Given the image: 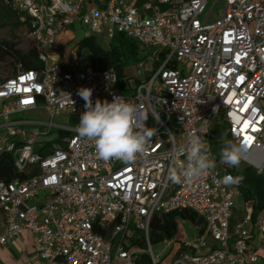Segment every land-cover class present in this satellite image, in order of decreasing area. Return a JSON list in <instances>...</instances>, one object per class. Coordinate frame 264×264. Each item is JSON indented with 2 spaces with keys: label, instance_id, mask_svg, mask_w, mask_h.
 <instances>
[{
  "label": "built area",
  "instance_id": "2783aa9c",
  "mask_svg": "<svg viewBox=\"0 0 264 264\" xmlns=\"http://www.w3.org/2000/svg\"><path fill=\"white\" fill-rule=\"evenodd\" d=\"M209 2L7 0L29 20L28 37L44 66L0 81V158L11 156L16 173L8 180L0 171V248L27 232L36 238L34 255L42 264H138L139 255L161 264L150 238L153 219L191 211L202 220L195 225L198 236L180 241L170 264L260 262L264 217L254 220L248 202L237 219L241 185L224 179L235 176V168L217 160L192 184H174L167 175L173 158L186 159L180 149L193 134L215 156L217 122L225 124L229 140L249 146L245 166L264 173V0ZM75 25L108 42L123 33L146 58L127 68L121 85L115 68H68L52 51ZM159 53L164 60L156 69ZM81 88L92 89L93 103L121 96L136 104L138 124L156 130L145 154L131 163L104 161L76 127L55 123L67 115L78 125L86 104ZM38 110L49 121L12 119ZM43 128L44 136L53 129L66 136L39 142Z\"/></svg>",
  "mask_w": 264,
  "mask_h": 264
},
{
  "label": "clouds",
  "instance_id": "9594fccd",
  "mask_svg": "<svg viewBox=\"0 0 264 264\" xmlns=\"http://www.w3.org/2000/svg\"><path fill=\"white\" fill-rule=\"evenodd\" d=\"M78 94L86 101L85 111L79 117L76 132L82 139L91 141L96 156L104 161L120 160L124 163L135 161L149 147L156 130L139 125L136 117L137 106L124 97L91 100L92 89L81 88ZM171 142V141H170ZM249 146L223 140L219 151V164L239 168ZM186 157L181 161L173 158L168 165V179L174 184H192L206 172L217 167V159L211 155L209 146L199 135L189 137L186 146L180 149ZM225 183L239 184L242 176H226Z\"/></svg>",
  "mask_w": 264,
  "mask_h": 264
},
{
  "label": "trees",
  "instance_id": "16d2710c",
  "mask_svg": "<svg viewBox=\"0 0 264 264\" xmlns=\"http://www.w3.org/2000/svg\"><path fill=\"white\" fill-rule=\"evenodd\" d=\"M4 9L15 17L20 26L28 30L29 20H22L23 15L14 11L7 3V0H1ZM166 9V8H164ZM22 20V22H21ZM77 53L82 55L84 51L89 52V61L91 66L100 69L115 68L120 77V85L125 82V72L127 68L134 67L139 61L146 58L142 53L139 44L123 33H116L108 45H103L96 35L87 36L77 44ZM0 53L3 56H11L15 59L18 70H38L43 68L44 64L39 59L37 49H31L27 53L17 49L15 43L7 40L0 41ZM164 60V53H159L154 57L153 66L158 69ZM18 72V71H17ZM137 82V81H136ZM138 83V82H137ZM223 140H229L227 127L223 123H216L212 130L211 147L216 159L219 161V151ZM0 171L3 177L8 180L16 176L11 156L3 155L0 158ZM235 176H242L241 197L238 201L236 212H240L239 219H242L244 210L239 211V206L245 203H253V219L264 217V173L258 175L254 169L243 166L233 171ZM179 220L189 221L193 225H199L202 220L191 211H177L165 215H157L153 219L150 231L152 243H162L166 240L172 241L178 234ZM143 246V242H140ZM138 264H151L148 257L143 256Z\"/></svg>",
  "mask_w": 264,
  "mask_h": 264
},
{
  "label": "rangeland",
  "instance_id": "374dc122",
  "mask_svg": "<svg viewBox=\"0 0 264 264\" xmlns=\"http://www.w3.org/2000/svg\"><path fill=\"white\" fill-rule=\"evenodd\" d=\"M213 3V0H210L209 5L211 6ZM221 9V6L216 7V12H219ZM22 22V20H21ZM69 33L66 34L56 48V55L60 56L65 54V57L69 60L72 59V57H80L78 68L81 70H84L87 68V64L89 62V52L84 51L82 55L77 53V44L84 39L87 36L95 35L91 31L88 30V28L81 26V25H75L69 28ZM97 39L103 44L108 45V40H105L102 38V36H97ZM7 40L11 41L16 44L17 49L22 51L23 53H27L31 49L36 48V44L33 40H31L28 37V30L26 27L20 26L17 19L13 17L11 14H9L5 9L2 1L0 0V41ZM69 60V61H70ZM71 63V62H70ZM20 68L19 65L16 64L15 59L11 56H3L0 53V81L6 80L8 78L13 77L18 69ZM149 69V65L147 67ZM127 95L128 92H125ZM12 119L16 120H41V121H49V116L44 110H38L31 113H24L19 114L16 116H13ZM55 123L60 126H64L67 128H75L76 124L70 120V117L67 115H63L62 117H58L55 119ZM48 129L43 128L42 134L43 136L39 137V142H52L55 140L60 139L62 136H66V134H61L58 129H53V133L44 136L46 134ZM245 166V164L241 161L239 168H242ZM236 169V168H235ZM46 195V192L41 191L39 195V199H43ZM38 198L31 201L29 204H35L37 203ZM239 211L244 210V205L239 206ZM237 219L240 217V212H236ZM198 236V230L196 229L195 225H193L189 221H183L179 220V230L178 234L175 236V238L171 241L172 244L169 247H166V244L164 242L162 243H154L153 249L156 255L159 256L162 263L161 264H170L173 256L174 251H176L179 248L180 241L186 240V239H193L194 237ZM174 243L176 244L174 246ZM27 247L23 246L21 243H17L14 245H11L9 247V251L7 254H5L3 257L8 258L10 260V264H42L39 262H36L33 259V255H30L27 253L26 250ZM23 250V251H22ZM22 251V252H21ZM143 258L145 255H139ZM2 257V256H0Z\"/></svg>",
  "mask_w": 264,
  "mask_h": 264
},
{
  "label": "crops",
  "instance_id": "0c3cea01",
  "mask_svg": "<svg viewBox=\"0 0 264 264\" xmlns=\"http://www.w3.org/2000/svg\"><path fill=\"white\" fill-rule=\"evenodd\" d=\"M69 29L64 32L60 37L57 38L56 40V44H55V47L52 51V58L53 60L55 61H58L59 63L63 64L64 66L66 67H72L74 65H77L78 66V63H79V59L80 57H72V59L69 61L66 57H65V54L62 53V55L60 56H57L55 53L56 51V48H57V45L59 44V42L61 41V39L69 33ZM71 62V63H70ZM90 61L88 62L87 64V67L90 66ZM35 236L31 233H24L23 235H21L20 237H18L17 239H15L14 241L10 242L8 245L4 246V247H1L0 248V260L7 263V264H10V260L8 258H4L3 256L5 254H7V252L9 251V247L11 245H14V244H17V243H21L23 244V246L27 247L26 250H27V253L30 254V255H33V259L38 262L36 259H35V255H34V245H35ZM23 251V250H22ZM21 251V252H22ZM259 255H260V262L258 264H264V250L262 251H259Z\"/></svg>",
  "mask_w": 264,
  "mask_h": 264
},
{
  "label": "snow or ice",
  "instance_id": "6c2138e0",
  "mask_svg": "<svg viewBox=\"0 0 264 264\" xmlns=\"http://www.w3.org/2000/svg\"><path fill=\"white\" fill-rule=\"evenodd\" d=\"M27 102V101H26Z\"/></svg>",
  "mask_w": 264,
  "mask_h": 264
}]
</instances>
